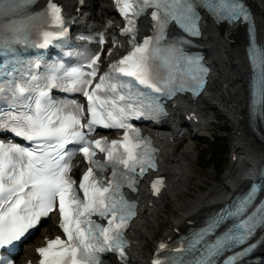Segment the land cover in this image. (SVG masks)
<instances>
[{
	"label": "snow or ice",
	"instance_id": "1",
	"mask_svg": "<svg viewBox=\"0 0 264 264\" xmlns=\"http://www.w3.org/2000/svg\"><path fill=\"white\" fill-rule=\"evenodd\" d=\"M35 2L0 0V48L9 49L14 44L27 43L29 33L36 28V20L46 15L44 12L36 16L30 14L29 8ZM116 6L127 21L121 31L133 34L128 41L131 50L109 65V71L99 77L94 87L90 86L97 74L98 54L91 56L87 72L83 66L61 69L63 76L51 75L43 84L35 83L40 79L37 76H32L27 85L17 83L14 95L19 93L23 97L27 93L28 103L14 106L16 111H0V133L10 131L31 145L0 142V250L20 241L41 223L42 218L49 217L58 208L59 228L67 239L57 236L48 240L46 247L38 248L39 264H99L100 254L108 252L126 261L123 229L135 214L133 206L119 195L120 183L109 180L108 187H104L105 181L93 175L92 167L79 183V190L84 194L81 198L75 181L68 176L71 164L67 160L71 153L65 147L72 143L82 144L78 151L94 164L97 163L92 160L94 145L107 153V160L114 169L123 165L127 174H132L139 165L142 174L145 165L151 164L152 157L147 150L143 153L137 151L143 143L138 133L129 140L130 132L136 130L126 121L133 116L140 118L163 112L162 106L155 101L144 104L148 98L147 90L168 96L182 90L195 93L203 85V74L207 71L198 63V58L186 55L180 46L191 43L190 40L176 36L164 43L168 22L174 21L183 32L198 36V9H207L218 21L232 22L241 17L250 20L243 0H138V3L136 0H116ZM148 8L154 9L151 18L158 26V34L146 37L143 43H136L135 24L131 17L141 15ZM48 11L52 20L62 25L60 8L51 0ZM65 31L61 29L58 35H64ZM42 36L44 43L41 47L52 42V34L43 32ZM260 82L262 95L257 104L264 108V73ZM56 88L65 93L82 94L87 99L86 109L75 99L53 100L49 92ZM102 90L106 93L103 98L99 94ZM133 99L135 103L118 104V101ZM85 111L89 118L82 124ZM258 118L264 122V111ZM95 125L125 129L123 152L119 151L121 142L118 140L111 141L110 145L106 140L88 141L84 129L94 131ZM157 183H153L154 191H159ZM254 198L255 193H250L237 208V213L244 212ZM94 214L106 219L107 226L92 220ZM218 224L219 221H213L185 246L176 249V255L170 261L156 260L154 264H231L241 251L251 247L247 242L253 233L257 229L264 231V202L258 214L241 219L235 226L238 231L228 229L209 243L205 236ZM236 245L241 246V251L224 255ZM164 247L162 243L160 248ZM0 264L9 262L0 259Z\"/></svg>",
	"mask_w": 264,
	"mask_h": 264
},
{
	"label": "bare ground",
	"instance_id": "2",
	"mask_svg": "<svg viewBox=\"0 0 264 264\" xmlns=\"http://www.w3.org/2000/svg\"><path fill=\"white\" fill-rule=\"evenodd\" d=\"M63 4V9L67 10L71 5L75 6V0H59ZM252 12L256 23L257 40H264L261 18L264 9V0H244ZM82 11V13H81ZM101 12V13H98ZM109 7L104 0H83L79 6L77 20L85 18V23L89 26L103 23V17L108 16ZM204 30L199 43L207 51L208 59L212 65V72H218L217 78L211 76L205 92L195 99L189 106L185 102H180L178 108L173 110V120L178 119V112L184 110V114L189 115V121L193 119L201 126L212 123L213 118L220 116V113L208 116L205 111L211 110L216 104L229 114L227 117L232 124L233 147L232 155H236L231 162L230 169L236 165L238 174H226L224 192L216 194V187L210 188L208 192H200L194 196L192 201H182L181 197L190 190L195 180V174L189 171L190 157L196 151L195 145L185 142L178 149L177 137L165 144L160 143V170L168 182L167 188L157 197L142 201L143 192L139 189L137 197L140 205L138 217L131 224L129 234L132 248L129 256L142 258L146 251L154 248L155 242L175 229L187 227L188 221L200 217L204 211L213 208L224 200L228 191L240 186L242 177L251 169L248 167L258 161L264 155V122H261L257 129L258 134H253L248 128L247 115L244 99V79L246 74V64L243 55L244 32L242 28L235 25L224 27H214L209 21H204ZM214 99L215 101H211ZM264 111V108H262ZM185 123L183 127H185ZM172 136V132L170 133ZM200 133L194 134L193 138L199 137ZM158 137V136H157ZM167 140V139H166ZM169 140V138H168ZM167 140V141H168ZM178 152L175 153V150ZM201 190L199 186H196ZM217 196V197H216ZM148 202H151L147 205ZM173 202V206H169ZM50 220H48V223ZM157 227L165 226L160 234ZM50 229V228H49ZM44 228L40 233H45ZM39 239V238H38ZM152 245V246H151ZM32 248L25 251L26 255H31ZM263 244L256 250L257 255H262ZM17 264V263H16Z\"/></svg>",
	"mask_w": 264,
	"mask_h": 264
},
{
	"label": "rangeland",
	"instance_id": "3",
	"mask_svg": "<svg viewBox=\"0 0 264 264\" xmlns=\"http://www.w3.org/2000/svg\"><path fill=\"white\" fill-rule=\"evenodd\" d=\"M98 13H101L98 11ZM219 75L218 72H212V76L217 78ZM211 101H215L214 99H211ZM216 103V101H215ZM217 105V104H216ZM217 107V106H216ZM214 107L211 110H206L205 113L208 116L214 115L215 113H220V116L217 118L212 119V123L208 124V127L206 130H202V135L193 138V137H185L182 139L178 144L177 148L179 149L182 144L185 142H191L195 145L196 151L192 152V155L190 157V163H189V171L194 172L192 174H195V180L193 185L191 186L190 190L187 191L186 194H184L181 197V200L186 201H192L194 199V196L196 194H199L200 192H208L210 188L216 187L217 191L216 194H221L224 192L225 187V178L226 174L233 172V175L238 174V169L236 168V165L233 166L232 169H230L232 158V148L233 147V139H232V124L231 121L227 119L229 117V114L219 110V108ZM212 136H219L223 137L227 142V149L225 153V157L222 156L221 163L219 166L209 164V161L205 157V153L209 150L210 144L209 140H211ZM178 149L175 150V153L178 152ZM224 182V183H223ZM196 186H199L201 190H198ZM213 186V187H212ZM167 188V186H166ZM165 188V189H166ZM217 197V196H216ZM169 206H173V202H169ZM160 234L165 229V226L163 227H157Z\"/></svg>",
	"mask_w": 264,
	"mask_h": 264
},
{
	"label": "trees",
	"instance_id": "4",
	"mask_svg": "<svg viewBox=\"0 0 264 264\" xmlns=\"http://www.w3.org/2000/svg\"><path fill=\"white\" fill-rule=\"evenodd\" d=\"M209 150L204 154L209 164L219 166L222 156L225 157L227 142L223 137L212 136L209 140Z\"/></svg>",
	"mask_w": 264,
	"mask_h": 264
}]
</instances>
